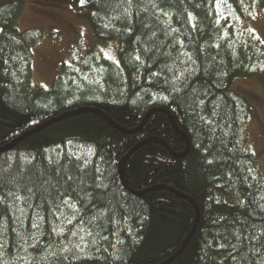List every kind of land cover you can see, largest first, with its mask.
Wrapping results in <instances>:
<instances>
[{"label":"trees","instance_id":"obj_1","mask_svg":"<svg viewBox=\"0 0 264 264\" xmlns=\"http://www.w3.org/2000/svg\"><path fill=\"white\" fill-rule=\"evenodd\" d=\"M89 7L119 62L96 51L47 90L32 83L40 35L16 28L22 0L0 1V149L73 112L106 115H73L0 153V264H163L184 246L172 264H264V180L232 89L264 78V43L240 30L264 0Z\"/></svg>","mask_w":264,"mask_h":264},{"label":"rangeland","instance_id":"obj_2","mask_svg":"<svg viewBox=\"0 0 264 264\" xmlns=\"http://www.w3.org/2000/svg\"><path fill=\"white\" fill-rule=\"evenodd\" d=\"M91 15L89 0L83 4L81 0H22L17 30L21 34L36 30L40 35L32 49L33 85L50 90L64 68H79L96 51L119 62L118 43L99 42ZM240 30L252 31L264 43V9L242 22ZM232 89L250 107L245 133L264 180V78H237Z\"/></svg>","mask_w":264,"mask_h":264},{"label":"water","instance_id":"obj_3","mask_svg":"<svg viewBox=\"0 0 264 264\" xmlns=\"http://www.w3.org/2000/svg\"><path fill=\"white\" fill-rule=\"evenodd\" d=\"M84 112H93V113L95 112L96 114H99V115H101V116H104V117L106 116L105 114H103V113H101V112H97L96 110H85V111H82V112H74V113L67 114V115L62 116V117H59V118H57V119H55V120H53V121H51V122H48L47 124L41 126L40 128H38V129H36V130H34V131H32V132H30V133H28V134L22 136L21 138L15 140L14 142H12V143H10V144L4 146L3 148L0 149V153L6 152V151H10V150L13 149L17 144H19L20 142H22V141L25 140L26 138L30 137L31 135H33V134H35V133H38V132L44 130L47 126H51V125L57 124L58 122H61V121L65 120V119H67V118L72 117L73 115L80 114V113H84ZM107 120H108L113 126H114V125L116 126V124H114V123L112 122V120H110V118L107 117ZM115 126H114V127H115ZM153 141H154V140H148V141H146V142H143V143L139 144L138 146H136V147L133 149V151H131V153L129 154V156L132 155L137 149H139V148H141V147H143V146H145V145H147V144H149L150 142H153ZM189 199H190V198H189ZM195 206H196V204H195ZM198 213H199V211H198ZM197 227H198V222H197L196 227L194 228L192 234H191L190 237L188 238V241L190 240V238L192 237V235L195 233ZM188 241H187V242H188ZM180 253H181V251L177 254V256H179ZM177 256H176V257H177ZM176 257H174L172 260H170V262H172ZM170 262H168V263H170ZM168 263H167V264H168Z\"/></svg>","mask_w":264,"mask_h":264},{"label":"snow or ice","instance_id":"obj_4","mask_svg":"<svg viewBox=\"0 0 264 264\" xmlns=\"http://www.w3.org/2000/svg\"><path fill=\"white\" fill-rule=\"evenodd\" d=\"M83 2H84V0H81V3H82V4H83ZM130 2H131V0H129V3H130ZM209 163H211V161H209ZM69 179H71V177H69ZM97 187H100V185H97ZM0 199H2V198H0ZM63 203L67 204V203H68V200L65 199V200L63 201ZM72 207H75V205H73ZM71 222H72L71 220L68 221V223H71ZM33 227H36V225L34 224ZM253 227H255V225H253ZM54 231H55V230H54ZM81 231H83V228H81ZM87 234L91 236V235H92V232L89 231ZM72 235H76V233L73 232ZM113 235H114V233H113ZM246 238H247V237H246ZM80 239H81V241H83V240H84V237L81 236ZM102 239L107 240L108 237H107V236H103ZM254 239H256L257 241H259L260 238H259V237H254ZM95 242H96V241H95V239H94V240H93V243H95ZM77 247H79V245H77ZM233 247H235V246L233 245ZM261 247H264V243H261ZM254 255H259V249H256V250H255ZM231 259H233V260L236 259V256H235V255L231 256Z\"/></svg>","mask_w":264,"mask_h":264},{"label":"bare ground","instance_id":"obj_5","mask_svg":"<svg viewBox=\"0 0 264 264\" xmlns=\"http://www.w3.org/2000/svg\"><path fill=\"white\" fill-rule=\"evenodd\" d=\"M82 111H85V110H81V111H78V112H82ZM74 113V112H73ZM142 194H144V193H142ZM198 220H199V213L197 212V221H196V224H197V222H198ZM196 224H195V227H196ZM194 227V228H195ZM193 232V231H192ZM192 234V233H191ZM185 247V246H184ZM184 247L182 248V250L184 249ZM181 250V251H182ZM172 260V259H171ZM174 261V260H173ZM172 261V262H173ZM168 262H170V260L169 261H167V262H165V263H163V264H167ZM172 262H170V263H168V264H172Z\"/></svg>","mask_w":264,"mask_h":264}]
</instances>
